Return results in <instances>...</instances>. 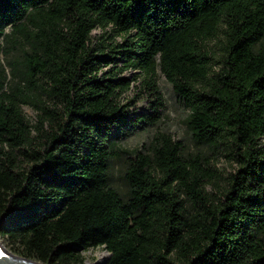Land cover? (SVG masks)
Returning a JSON list of instances; mask_svg holds the SVG:
<instances>
[{
	"label": "trees",
	"instance_id": "1",
	"mask_svg": "<svg viewBox=\"0 0 264 264\" xmlns=\"http://www.w3.org/2000/svg\"><path fill=\"white\" fill-rule=\"evenodd\" d=\"M158 75L196 153L117 141L159 123ZM0 240L43 264H264V0H0Z\"/></svg>",
	"mask_w": 264,
	"mask_h": 264
},
{
	"label": "rangeland",
	"instance_id": "2",
	"mask_svg": "<svg viewBox=\"0 0 264 264\" xmlns=\"http://www.w3.org/2000/svg\"><path fill=\"white\" fill-rule=\"evenodd\" d=\"M100 34L101 32L99 30L93 31V35ZM116 41H119V37H116ZM210 46H214V43H210ZM137 75H139V73L136 71H126L123 73V76L127 78H137ZM156 83L163 92L165 103V107L160 115L161 118L159 120V123H157V125L148 126L146 130L127 131L117 138L119 145L123 148L132 149L141 145V143L148 142L155 135L164 133L169 135L174 141H182L185 152L196 153L198 149L191 142L183 124V120L186 115L183 106L177 102L169 84L161 75L157 76ZM139 87V81H132L129 90L122 95L123 101L136 99V95L138 94V91L140 89ZM136 104L139 109H142L143 103L140 99ZM132 109L133 107H131V110ZM22 113L31 123L34 122L35 111L32 108L23 106ZM214 166L222 174H226L231 170L230 165L224 159H219L218 161H216ZM125 167L126 156L124 155L114 157L110 160L112 185L120 194H124L126 192V186L122 181V174ZM206 190L208 192H212V188L210 186H207ZM0 243L2 244L1 240ZM81 256L83 258L82 264H90L95 261H97L98 264H104V262L107 261L109 254L104 249L97 248L81 252Z\"/></svg>",
	"mask_w": 264,
	"mask_h": 264
},
{
	"label": "water",
	"instance_id": "3",
	"mask_svg": "<svg viewBox=\"0 0 264 264\" xmlns=\"http://www.w3.org/2000/svg\"><path fill=\"white\" fill-rule=\"evenodd\" d=\"M109 258V257H108ZM108 260V259H107ZM106 262V261H105ZM104 262V263H105ZM0 264H43L31 259H26L19 257L17 255L9 252L1 243H0ZM90 264H98L97 261Z\"/></svg>",
	"mask_w": 264,
	"mask_h": 264
}]
</instances>
